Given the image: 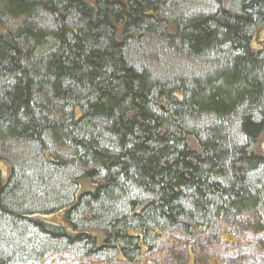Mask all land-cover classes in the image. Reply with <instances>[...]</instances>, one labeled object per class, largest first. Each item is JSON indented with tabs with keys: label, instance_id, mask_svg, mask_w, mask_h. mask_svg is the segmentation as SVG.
I'll return each instance as SVG.
<instances>
[{
	"label": "trees",
	"instance_id": "16d2710c",
	"mask_svg": "<svg viewBox=\"0 0 264 264\" xmlns=\"http://www.w3.org/2000/svg\"><path fill=\"white\" fill-rule=\"evenodd\" d=\"M263 30L264 0H0V264L264 233ZM148 39L199 75L132 64Z\"/></svg>",
	"mask_w": 264,
	"mask_h": 264
},
{
	"label": "rangeland",
	"instance_id": "374dc122",
	"mask_svg": "<svg viewBox=\"0 0 264 264\" xmlns=\"http://www.w3.org/2000/svg\"><path fill=\"white\" fill-rule=\"evenodd\" d=\"M253 47L256 49L264 47V30L257 33ZM172 49L166 40L148 39L142 44L134 42L129 49L128 56L132 64L139 68H148L156 78L171 79L173 77L199 75L200 71L196 64L186 58L183 53ZM262 149L264 151V144ZM2 170L7 174V168L3 165ZM260 214H252L250 217L248 216V220L257 221L262 216ZM45 219L61 224L62 213L46 216ZM242 227L233 237L229 236L227 238L226 235L213 234L211 237L215 238L210 241H201L199 244H196L195 241L196 245L194 248H191V244L194 243L192 239L186 236L181 238L170 236L162 243L155 255L143 258L139 264H233L235 254L231 248L236 245H241L246 250L252 249L253 246L257 247L258 251L254 249L253 253L247 256L254 254L257 260H261L264 263V233L255 234L251 231H246L244 229L246 227ZM217 256L223 257L217 258ZM225 256L232 258L230 263L225 260ZM15 258L16 261L13 264H110L100 256L81 258L78 254L60 251H50L42 259H34L27 263H24L27 258L25 256Z\"/></svg>",
	"mask_w": 264,
	"mask_h": 264
}]
</instances>
